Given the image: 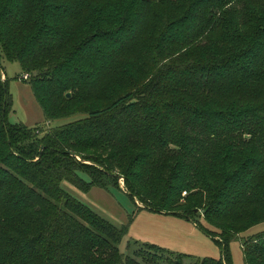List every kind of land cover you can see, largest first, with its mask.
I'll return each mask as SVG.
<instances>
[{
	"label": "trees",
	"instance_id": "trees-1",
	"mask_svg": "<svg viewBox=\"0 0 264 264\" xmlns=\"http://www.w3.org/2000/svg\"><path fill=\"white\" fill-rule=\"evenodd\" d=\"M1 60L28 74L43 128L8 122L0 66V264H233L232 240L264 224V0H0ZM119 178L220 258L150 243L126 257L125 228L61 188ZM242 242L264 264V231Z\"/></svg>",
	"mask_w": 264,
	"mask_h": 264
},
{
	"label": "rangeland",
	"instance_id": "rangeland-1",
	"mask_svg": "<svg viewBox=\"0 0 264 264\" xmlns=\"http://www.w3.org/2000/svg\"><path fill=\"white\" fill-rule=\"evenodd\" d=\"M170 1L176 2L177 0ZM147 18L149 19L150 15L147 16ZM0 66L3 70L4 75V78L2 77V80H7V90L12 97V109L8 114V122L11 124L21 123L32 128L39 126L43 128V116L41 109L31 92L29 84L26 81L22 80L23 74L21 72L19 64L15 61L9 62L6 60H1ZM101 74L103 77L102 82H104L105 86H112V80L110 79V75L105 72H102ZM99 84L100 83H96L93 86V98L99 97L102 93V90H99ZM121 92L123 91H118L117 94H120ZM111 99L112 98H109L108 101L104 103H109ZM86 106L88 108L101 107L103 106V103L98 102L95 104H88ZM85 116V114L78 113L62 120H53L46 125H49L50 128H54L72 121L83 119ZM81 178L85 181H89V178L84 174H81ZM117 183L120 186V189L109 188L108 190H104L97 187H92L88 193H83L79 191L67 182H62L61 188L66 191L69 195L74 197L76 200L88 206L95 214L99 215L108 223L112 224L118 229L125 228L122 239L118 245L119 251L124 256H132L134 250L137 248V244L146 243L145 238L150 237L155 240H158L157 236L160 234L173 236L176 241H174V244L171 248L173 249L177 247L184 254H192L191 256L195 258H204L201 256L211 257L212 252L213 254L219 253L218 248L215 246L212 240L209 238L207 239V237L206 239L203 238L204 246H199L200 242L198 243L196 242V240L195 243L192 245L194 241L193 237L191 239H187L185 237V233L180 234V224L184 221H188L181 218H177L175 216H170L175 218L173 220V228H171V225L167 227L168 225L165 222L163 223V226L158 223L157 219H151L148 218L147 215L141 214V210H138L136 205L140 207L145 206L146 203L144 202V200L142 198V201L140 199H137L134 204L133 200L125 193L126 188L124 186L123 179L119 178L117 180ZM130 217L131 220L129 221ZM195 222L204 227L210 228V230L213 231V228L208 226V224L203 220L202 217H198L197 219H195ZM197 230L200 231L198 228ZM170 231H172L173 233H171ZM262 231H264V224L256 226L248 232L232 240V242L230 243V250L234 259L233 264H245L242 250V240H246L249 236L260 233ZM185 240L189 241L186 242ZM150 244H156L171 253H175L172 249H168V247H162L157 243ZM184 264H189L188 260L185 261Z\"/></svg>",
	"mask_w": 264,
	"mask_h": 264
},
{
	"label": "crops",
	"instance_id": "crops-1",
	"mask_svg": "<svg viewBox=\"0 0 264 264\" xmlns=\"http://www.w3.org/2000/svg\"><path fill=\"white\" fill-rule=\"evenodd\" d=\"M2 77L4 78V75H2ZM91 190V189H90ZM88 193V192H87ZM120 209V208H119ZM143 212V213H142ZM140 213L141 214H145V215H147V217L148 218H155V219H157L158 220V223L160 224V225H163L164 226V222L165 223H167V227H169L170 225V227L171 228H173V220L175 219L174 217H170L171 215H163V214H154V213H148L146 210H141L140 211ZM178 218V217H177ZM180 234H186V238L187 239H191L192 237L194 238V241H193V243H192V245L195 243V240H196V242H200L199 243V246H204V240H203V238L204 239H206V235H204L202 232H200V231H198L197 230V228H196V226L194 225V224H192V223H189V222H183V223H181L180 224ZM200 232V233H198V232ZM171 233H173L172 231H170ZM203 236V237H202ZM157 238H158V240H155V239H153V238H150V237H147V238H145L146 239V243H157V244H159V245H161L162 247H168V249L170 248V249H172L171 247H172V245L174 244V241H176L175 239H174V237L173 236H171V235H163V234H160V235H158L157 236ZM207 239H208V237H207ZM210 239V238H209ZM153 241V242H152ZM186 242H188L189 240H185ZM172 243V244H171ZM154 245H156V244H154ZM158 246V245H157ZM185 246V245H184ZM184 246H182V247H184ZM175 253L176 252H180V253H183V252H181V250H179L177 247H175V248H173L172 249ZM211 251V250H210ZM216 253V252H215ZM220 253V252H219ZM219 253H216V254H213V252H212V254H211V257L212 258H215V259H218V258H220V256H219ZM184 254V253H183ZM189 255H192V254H189ZM199 256V255H198ZM201 257H205V256H201ZM199 258V257H198ZM234 260V259H233Z\"/></svg>",
	"mask_w": 264,
	"mask_h": 264
},
{
	"label": "built area",
	"instance_id": "built-area-1",
	"mask_svg": "<svg viewBox=\"0 0 264 264\" xmlns=\"http://www.w3.org/2000/svg\"><path fill=\"white\" fill-rule=\"evenodd\" d=\"M27 79H28V74L23 75L22 80H27ZM185 195H186V192H183L182 196H185Z\"/></svg>",
	"mask_w": 264,
	"mask_h": 264
},
{
	"label": "water",
	"instance_id": "water-1",
	"mask_svg": "<svg viewBox=\"0 0 264 264\" xmlns=\"http://www.w3.org/2000/svg\"><path fill=\"white\" fill-rule=\"evenodd\" d=\"M66 97L69 98V97H70V94H69V93L66 94ZM197 212H198V214L200 215V212H199V211H197Z\"/></svg>",
	"mask_w": 264,
	"mask_h": 264
}]
</instances>
